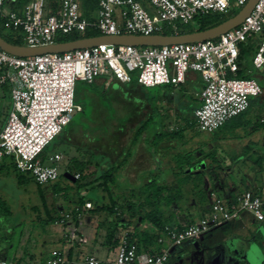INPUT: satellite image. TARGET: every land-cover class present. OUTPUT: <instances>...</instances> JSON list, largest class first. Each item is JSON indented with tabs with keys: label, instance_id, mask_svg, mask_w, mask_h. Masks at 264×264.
<instances>
[{
	"label": "built area",
	"instance_id": "1",
	"mask_svg": "<svg viewBox=\"0 0 264 264\" xmlns=\"http://www.w3.org/2000/svg\"><path fill=\"white\" fill-rule=\"evenodd\" d=\"M249 0H98L97 16L93 19L82 13L83 0H61L58 11L46 15V0H29L21 10L7 11L15 0H0V20L4 28L15 31L25 46L36 48L56 44L59 34L84 33L88 28L101 35H163L171 29L178 35L180 24H193L197 17L211 13L229 15L242 9ZM147 2L153 12L142 4ZM262 34V43L253 59L257 69L264 67V0H259L251 14L238 27L214 40L171 46L100 45L66 53H48L31 57H17L0 47V85L10 84L12 109L0 132V162L13 159L17 170L32 175L42 186L59 180V153L43 159L46 147L72 122L81 106L75 103L78 82L94 84L106 77L129 84L133 74L144 87L185 83L190 72L199 73L204 87L199 93L201 106L195 111L197 130L214 133L228 121L245 113L251 98L263 94L254 79L236 77L241 44ZM232 75V77H231ZM74 177L79 179L80 174ZM211 207L207 215L181 228L166 226L158 237L165 247L157 253H140L138 245L126 233L117 248L114 264H172V251L183 243L200 238L212 229L237 219L241 213L251 214L264 222V200L253 192L237 193L230 200L218 190L208 192ZM92 208L74 205L63 211L57 224L67 230L65 239L84 245L78 226L83 211ZM72 222L73 226L68 223ZM68 225V226H67ZM0 264H13L0 260ZM46 264H103L88 254L82 262L72 261L61 252L52 253Z\"/></svg>",
	"mask_w": 264,
	"mask_h": 264
},
{
	"label": "crops",
	"instance_id": "2",
	"mask_svg": "<svg viewBox=\"0 0 264 264\" xmlns=\"http://www.w3.org/2000/svg\"><path fill=\"white\" fill-rule=\"evenodd\" d=\"M260 70L264 73V67ZM107 83L108 81L106 78L97 79L93 84V88L95 89L94 93H89L90 99L98 101L94 94L99 93L104 95L117 85L122 91H130L134 94L138 92L141 96L144 88H155L144 86V88H142L140 86H132L131 84H122L117 81H113L109 85H107ZM159 87L161 88L155 96V100L160 101L163 107L153 109L151 105L147 104L141 115L133 118L129 125L135 127L144 125L148 127L147 130L150 126H159L161 132H156L154 135H151L145 130L137 143L134 144V137L138 128L133 129L135 132L129 136L127 134L124 135L125 130L123 132L120 131V133L123 134L120 136V161L127 155L128 151L131 150L129 161L120 171V194L127 195L128 199L136 203L140 201V189L146 184L151 185L153 181L162 182L168 187H171V189H175L176 182L180 177L185 175H194L193 177L203 175L207 191H209L210 188L216 189L226 200H230L234 198L237 193L245 191H253L259 194L264 200V86H261L263 94L259 97H255L259 101L255 100V105L247 116L239 120L228 121L221 130L213 134L199 131L195 125V111L201 106L199 93L204 87L203 79L199 73L190 72L185 83L179 87L172 85ZM125 106V103L120 99V110ZM11 109L12 103L9 111H11ZM156 112L159 120L155 118ZM100 119L107 120V117L102 116ZM108 122L112 125L114 120ZM173 132L180 133L175 136ZM199 134H203V136H198ZM74 136L76 135H71V144ZM76 137L78 138V136ZM87 142L89 144L94 143V141H92V143L89 141ZM210 151L216 153L217 164L210 165L209 160L202 161L206 164L205 169L197 168L193 170L202 163L199 162V159L202 157L203 153H208ZM187 153H191L190 158L194 165L191 167H177L176 160L178 158L186 159ZM130 167H132V171L134 170L133 172H135L136 177H126V172L129 171L128 169ZM194 186L193 179L185 186L187 192L178 205H173V207L170 206L169 208L167 206L164 207L169 217L166 226L169 225L181 228L185 224L196 222L209 213L211 207L209 195H207L206 204L203 205L199 203L197 197L191 192ZM131 190L135 192L132 197H129ZM67 206L68 205L64 203L63 206L60 205L57 207L62 212ZM86 213L90 212L86 210L83 215ZM250 218L253 219L252 222L249 220ZM125 220L126 219H123V222H125ZM246 220L252 224L259 223L251 214L241 213L237 219L229 221L224 225L230 222H236L237 225L241 226L240 229L244 230L246 226L243 224ZM54 224L57 225V223ZM83 225V222H81L78 226V231L81 236L86 238L80 231ZM220 227L214 228L206 235L197 238L198 241L196 243L189 240L193 243L187 241L184 246H182L183 243L175 248L171 255L173 256V261H175L176 264H253V258L251 257H263L262 253L258 250L257 243H248L243 240L239 234H232L229 238L220 240L216 244H213V242L211 243L213 240L209 241L208 239L211 236L210 234L216 232ZM134 229L140 231H156L154 226L148 222H141V220L138 224H132L129 230ZM66 230L67 228L65 226L62 236L63 243H67L68 246L63 245L62 248L41 255L29 253V247L26 243L30 242L31 235L28 236L25 232L21 233L16 248H14V245L8 246V242L4 241H12L14 238L12 237L14 231H10L7 233L8 237L0 242V260H8L13 264H46L47 259L52 253L61 251L64 254L66 253L68 259L82 262L86 255L82 258L79 253H76L80 245L72 244L65 239L64 235ZM88 244L89 241L87 244H84V246ZM104 245L106 244L104 243ZM191 247L195 249L198 248L199 251H190L189 249ZM223 247L227 250V262L224 261L223 257L220 259L219 257L209 254L210 250L215 251ZM164 248L165 247L158 244L152 250L160 251ZM9 251H13L12 259L8 258V256L11 255ZM116 252L117 249L112 250L109 248V250L106 251L105 248H103V250L100 249L99 252H97L96 249L95 251L92 250V255L98 257L103 264H114L113 260ZM44 255L45 258L42 260Z\"/></svg>",
	"mask_w": 264,
	"mask_h": 264
},
{
	"label": "rangeland",
	"instance_id": "3",
	"mask_svg": "<svg viewBox=\"0 0 264 264\" xmlns=\"http://www.w3.org/2000/svg\"><path fill=\"white\" fill-rule=\"evenodd\" d=\"M59 1L53 2L52 0H46V15L54 14V9ZM143 6L152 13L153 10L151 6L147 2H142ZM7 11L16 10L17 7L13 6V4L9 3L6 6ZM242 10V9H241ZM240 9H235L233 12L236 15L241 11ZM232 13V12H231ZM210 16V22H216L221 14L211 13L208 14ZM235 15V16H236ZM94 17L97 16V9L94 11ZM225 16H229L228 14ZM180 27H184V25L180 24ZM0 32L7 36L9 33L0 23ZM257 39L262 37V34H258L255 36ZM253 55L246 63L242 64V68L244 73L248 78L255 79L259 82L261 86H264V73L262 70L255 68L253 65ZM106 78V77H101ZM242 79L240 77H237ZM79 91L77 92L75 103L81 104L85 108V113H77L74 116L73 124L65 128L64 133L59 135L55 141L51 142L48 148V154L52 155L55 153H59L63 160L60 164V176L59 184L61 187H65L67 182L64 178L65 172H71L69 170L68 165H70V159L72 156H76L81 158L82 155L84 159L90 160L91 163L89 165V171L94 172L97 169L102 168L103 165L110 162H118L120 160V136L123 135L120 131H124V135L127 134L132 135L133 129H137L140 126H133L129 125L133 118L138 117L144 111L145 106L151 105L153 109L161 108L162 103L160 101L155 100V96L158 94L161 87L155 88H144L142 90V96L138 92H126L120 90V87L114 86L110 89L106 94L102 95L100 99V105L96 106L90 99L89 93L91 91V87L87 86L84 82H78ZM119 97V98H116ZM11 98V86L10 84H6L4 86L0 85V132L3 130L4 126L6 125L8 120V116L10 114V105L12 103ZM116 98V99H115ZM120 99L125 103V107L120 110ZM115 100V101H114ZM251 100H257V98H251ZM259 101V100H257ZM102 109H106L108 119L114 120V123L110 125V122H106L110 129V133L106 138H102L99 142H94L93 144H89L87 140L92 143V141L97 140V135L94 136L95 132L99 130L98 125L102 123L101 119L99 118L100 112ZM155 118L159 120L157 116V112L155 113ZM5 124V125H4ZM120 124V125H119ZM4 125V126H3ZM129 125V126H127ZM104 130V129H103ZM108 130V128H107ZM85 134L87 140H83L80 138L78 139L74 136L72 145L71 144V133L76 135ZM161 132V128L158 126H150L147 130L148 134L154 135L155 133ZM203 136V134H199L198 136ZM82 146L85 148L84 154L78 153V146ZM97 164L100 167H97ZM130 167L128 172H126V177H136L135 172L132 171ZM24 176L28 178L29 182L25 184H19L18 177ZM89 179L86 181L88 182ZM120 182V181H119ZM77 192V191H76ZM127 192V191H125ZM115 193H120V189L116 190ZM50 194V193H48ZM80 196H84L93 202L102 203L101 193L98 189H92L90 187L83 188L79 191ZM0 197L3 201L7 202L8 206L10 207L13 216L11 218H0V242L4 241L8 237V232L14 231L12 237V241H4L8 242V246H13L16 248L18 246L19 237L22 232H25L30 236L31 240L26 245L29 247L28 251L30 254H47L50 251L57 250L62 248V246H68V244L63 243V228L65 225L63 224H50L45 227L41 226L39 219L36 214L31 212V207L40 205V198L37 194L36 184L33 182L32 175L28 173H21L18 170H15L10 162L6 163L4 168H0ZM51 198V196H49ZM107 201V200H106ZM105 202V201H104ZM56 206H63L64 199L62 196H58L56 200ZM249 214L247 212H243ZM83 226L80 228V231L83 233L84 236L89 241L88 245H80L77 249L76 253H79L80 257H84L88 254H93L92 250L97 252L103 250H109V246L106 244V235L108 233V227H105L101 224V222L105 219L104 214L98 213H86L83 215ZM252 222V218H250ZM236 222H230L223 227H220L216 232L210 234L209 241L213 244H216L220 240H225L229 238L232 234H239L240 237L248 243H257L258 250L263 255L264 261V222H259L252 224L248 220L243 224L245 225L246 229H240L241 226L237 225ZM99 224V226H98ZM59 225V226H58ZM69 226H73L72 222L68 223ZM67 225V226H68ZM121 235L120 231L117 232V236ZM206 235V234H205ZM204 236V235H203ZM202 237V236H201ZM193 242H197V239L192 240ZM189 241L190 243H193ZM25 243V242H23ZM104 243L106 245H104ZM187 243V242H186ZM185 243L182 245L184 246ZM190 251H199L198 248L191 247ZM11 255L8 256L9 259H12L13 251H9ZM99 255L98 253H95ZM209 254L212 256L219 257L220 259H224L227 262V250L226 248H220L214 250H210ZM66 255V253H65ZM172 264H176L175 261L172 259ZM45 255L42 260H44ZM41 260V258H40ZM18 262V261H17ZM16 262V263H17Z\"/></svg>",
	"mask_w": 264,
	"mask_h": 264
},
{
	"label": "trees",
	"instance_id": "4",
	"mask_svg": "<svg viewBox=\"0 0 264 264\" xmlns=\"http://www.w3.org/2000/svg\"><path fill=\"white\" fill-rule=\"evenodd\" d=\"M28 1L29 0H15V2H13V6L14 7L16 6L17 10H21ZM52 1L53 2L59 1L57 6L53 8L54 13H56L60 7L61 0H52ZM82 5H83V12H82L83 15L89 19H93L94 11L98 8V0H83ZM221 15L222 16H220L216 22H210L209 15H203L197 17L193 24L180 27L178 33L179 34L192 33L218 26L224 21L234 17L236 13L232 12L229 14V16H225L224 14ZM0 23L3 24V20H0ZM8 32L9 33L7 34V36H4L2 32H0V35L7 42L13 45L25 46L23 38L20 36L18 32L15 31H8ZM163 34L175 35V32L171 29H166L163 32ZM100 35L101 33L98 30L93 28H88L84 33L59 34L56 37V42L65 43L82 38L96 37ZM262 40H263V36L260 39L254 37L253 39H250L248 42L241 44V53L238 60L240 69L237 72L236 77H240L242 79H251L248 78V76L245 75L244 70L241 69L243 67L242 64L246 63L247 60H249V58H251L253 55H256L262 43ZM85 84L92 88L90 93H94L95 89L93 88V84H87V83ZM129 84H131L132 86H140L144 88L138 83V77L136 74H133V80ZM165 86H170V85H165ZM78 91H79V86L77 84L76 95ZM94 95L96 96V99L98 101H94V99H91V101L95 103L96 106H99L102 95L99 93H96ZM77 105L81 106L82 108L81 111L77 113H85V108L79 103H77ZM254 105H255V100H251L250 108L245 113L232 120H239L247 116L251 112ZM99 116H100L99 118L105 116L107 117V120H101L102 123L98 125L99 130L97 131V133L95 132L94 134V136L97 135L96 138L97 140H94V142H99L100 140H102V138H106L110 133V129L109 127H107L108 125H106L107 124L106 122L111 121L112 119L111 120L108 119L106 109H102ZM73 120L68 126H71L73 124ZM147 128H148L147 126L142 125L136 130L134 137L135 139L134 144L137 143V141L139 140L141 135L145 132V130H147ZM221 129L222 128H220L219 130ZM64 131L65 129L63 130L62 133H64ZM179 133L180 132H173V135L177 136ZM71 135H74V133H71ZM76 136H78V138L80 139L87 140L86 135L82 134V132ZM83 151L85 152V148H83L82 146L81 147L78 146V153L84 154ZM190 154L191 153L186 154V159L178 158L176 160L177 167L193 166L194 163H192ZM48 156H49L48 148L46 147V149L42 154V157L43 159H46ZM130 157H131V150L128 151L127 155L124 158H122L121 161L119 160L118 162L107 163L106 165L102 166V168L97 169V171L94 172L89 171V165L92 162L90 160L84 159L83 155L81 158L77 156L72 157L70 159V165H68L69 170H71L72 172L71 174L73 175L77 173L80 174V177L79 179H76V182H72L64 177L67 182V185L64 188L60 186L59 181L47 186H42L39 185L33 178V182H35L36 184V190L40 198L41 204L38 206L31 207L30 209L31 212L37 215L39 222L41 223V226L45 227L47 225L54 224L61 219V213L63 212V210L61 212L55 203L58 196H62L65 204L68 205L67 208L64 209V211H71V209L73 208L72 206L74 205H79L81 207H84L86 203L90 202L92 204V208L87 211L93 214L98 213L105 215V219L101 222V224L105 227H109L108 233L106 235V244L110 247V249L112 250L117 249L124 235L127 233L130 238V241L137 243L138 251L140 253L159 252L157 250H152V249L156 245H158V237L162 232H164L166 223L169 218L167 216V211L164 207L167 206L169 208L170 206L173 207V205H178L187 192L185 186L189 184V182H191L193 179L195 186L191 190V192L197 197L199 203L203 205L207 203V195H208L207 192L209 191H207L205 187V180L203 175H199L197 177H193L194 175H185L182 176L183 178L180 177L177 180L175 189H171V187H168L164 183L158 181H153L151 185L149 184L144 185L140 189V201L136 203L132 202L131 199H128L127 195L122 193L121 194L115 193L116 190L120 189V182H119L120 171L124 168L125 164L129 161ZM8 159L9 158H6L4 161L0 163V168H4L6 166V163L10 162L11 166L15 170H17L14 160L13 159L8 160ZM208 160L210 161V165L217 164L216 153L214 151L203 153L202 157L199 159V162L208 161ZM97 167L99 168L100 165L97 164ZM59 178H61V176ZM88 179L89 181L86 182ZM28 180L29 179L25 178L24 176L18 177L19 184H25L29 182ZM88 187L92 189H98L100 191L102 198L101 204H99V202H93L92 200H89L86 197L79 195V191L81 189ZM134 192L135 191L131 190L129 197H132ZM49 196H51V198ZM85 211L86 210L84 209L83 213H85ZM12 216L13 213L11 212L7 202L3 201V199L0 197V218L7 219V218H11ZM123 219H126L125 222H123ZM140 220L141 222H148L149 224L154 226L156 228V231L153 230L140 231L138 229L129 230L132 224H138ZM118 231H120L121 233L119 237L117 236Z\"/></svg>",
	"mask_w": 264,
	"mask_h": 264
},
{
	"label": "water",
	"instance_id": "5",
	"mask_svg": "<svg viewBox=\"0 0 264 264\" xmlns=\"http://www.w3.org/2000/svg\"><path fill=\"white\" fill-rule=\"evenodd\" d=\"M259 0H249L245 7L234 17L224 21L218 26L186 34L178 35H152V36H136V35H100L96 37L82 38L75 41L56 43L45 47L31 48L21 45H13L7 42L0 35V47L7 53L17 57H31L48 53H66L80 49L97 47L100 45H129L136 47L144 46H171L175 44H193L214 40L221 35L238 27L251 14ZM205 162L200 163L193 170L205 169ZM66 179L76 182V178L70 172H65L63 175ZM253 264H264L263 257H251Z\"/></svg>",
	"mask_w": 264,
	"mask_h": 264
}]
</instances>
